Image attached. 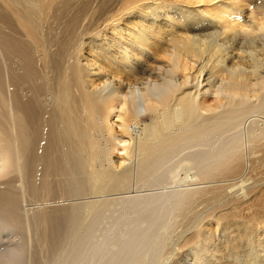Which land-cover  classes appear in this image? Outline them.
Returning <instances> with one entry per match:
<instances>
[{"label":"bare ground","instance_id":"6f19581e","mask_svg":"<svg viewBox=\"0 0 264 264\" xmlns=\"http://www.w3.org/2000/svg\"><path fill=\"white\" fill-rule=\"evenodd\" d=\"M242 1L255 17L244 34L232 33L231 16L174 0H0V222L44 249L92 241L98 220L118 204L139 208V220L151 224L164 202L186 200L114 195L163 186L175 159L212 165L218 135L227 134L228 148L221 146L229 151L242 126L249 139L262 136L264 58L256 44L264 40V0ZM194 148L211 150L213 162ZM119 153L125 160L115 165ZM206 167L189 185L211 182L216 169ZM11 255L9 264L23 263L19 251Z\"/></svg>","mask_w":264,"mask_h":264},{"label":"rangeland","instance_id":"374dc122","mask_svg":"<svg viewBox=\"0 0 264 264\" xmlns=\"http://www.w3.org/2000/svg\"><path fill=\"white\" fill-rule=\"evenodd\" d=\"M174 1H178V3L184 2L183 4L190 8L197 9L198 12L213 10L220 12L222 14L221 16L224 18L231 16L232 19H234V30L232 33H249L250 26L248 27L247 22L251 21L252 18H255H251V16L254 15L251 6H248L242 0ZM238 12H240V15ZM260 17L261 16H258L257 20ZM261 19H259V22ZM259 37L263 38V36ZM260 38H258V40ZM261 40L264 41L263 39H260L259 42L261 43L258 42L256 45L257 50L258 47L259 51L261 49V56L264 58V50L262 54V48L264 49L262 45L264 42ZM251 119L258 120L260 118L254 115ZM245 130L246 125L242 126L239 130L241 132V134H239L240 143L236 150L230 149L231 151H229L228 149H224L227 147V134L218 135L215 138L211 149L213 152L209 149L205 150V148H201L202 151L199 148V150L197 148L192 149L193 152L188 150L191 151V154H196L195 151H197L198 155L201 157L199 158V156H197V158L201 160H209L211 152L213 156L214 154L216 155L217 152L218 154L216 156L223 155L222 159L221 157L216 158V156H214V162L211 159V161L209 160V162H213L212 165L211 163L208 164V166L210 165L209 167L211 170L216 169L215 171H212L213 177H210V179L212 178L211 182H198L195 183V185L193 184L194 186L192 184L189 185V183H191L190 178L195 177L199 173L198 170L201 172L202 169L206 167V161L200 163L201 160H198L199 162L196 160L200 164L192 165L185 160L176 161L175 159L173 165H171L173 168L171 167L169 169L170 171L166 172L165 178L162 176L163 179H165V184L163 186L160 185L156 188L149 187L145 192L131 191V193L114 195V198L126 196V198H128L134 197L137 194H156L152 199L160 198L158 200L162 202L167 198L166 195L176 196L174 194L176 193L180 196L177 195L179 199L183 197V199L186 200L181 199L182 202H185H183V204L180 203L181 205L179 204V206H174L172 204V202L175 204V201L166 202V204L164 202L166 207L163 204V210L161 211L158 220L151 223L153 227L150 226V220H146L147 222L144 218L143 220H139L140 217L138 215L142 216V214L138 212L140 210L139 208L135 207L134 211V209L127 204H125L127 206H118V204L113 206L106 215L104 214L105 216L102 217L103 219L101 218L98 220L95 230L96 234H94L95 240L92 238V241L79 245V247L77 244H74L73 246V243L71 242L59 241L54 242L51 246H48V248L45 247L44 249L40 243L34 239L28 238L29 234L27 235L26 232L23 231L24 233H22L17 229L5 226L0 222V264H9L8 260L13 258L11 254L18 253V251L19 255L22 257L23 263L21 264H45L46 262V264H124V262L125 264H264V147H262L264 146V140H262V138L264 139V134L256 138L257 140H251L247 137ZM218 144L220 146L222 144L224 147L221 146V155H219L220 147ZM225 144L226 146H224ZM215 147H217V151L214 150ZM222 149L224 150L222 151ZM184 155H186V153L183 152L181 157ZM206 155L208 158H206ZM229 156L232 157L228 159ZM211 158L213 157L211 156ZM124 160V156L120 153L119 155L117 154L116 156H113L115 165H119ZM218 162H221V164L223 163V166L219 165ZM216 163L219 165L218 167L215 166ZM174 164H177L178 166L175 167ZM200 165H202V169H199L201 168ZM179 168H182V171L178 170ZM167 174L168 176L171 175V177L169 176V178ZM173 179L174 181H172ZM185 179H188L189 181ZM183 180L187 183L184 184L185 182H183ZM178 181L182 182L176 183ZM187 189H195V191L199 193L202 190L203 191L200 194H195V191H193V194L192 191H189L190 194L192 193L193 195H196L193 197L190 196L191 198H194L190 199L188 197L189 193H185V190ZM213 189H220L221 191L223 190V192L225 190V197H223V200H214V196L219 195L220 190L216 194L212 193V198H209L210 200L208 199L210 195L209 191L211 192L212 190L213 192ZM177 196L176 198L173 197V199L175 198L176 200L178 198ZM189 199L194 201V203H192V201L189 202ZM48 205L50 206L51 204L49 203L47 206ZM162 213L166 215L164 216ZM98 233L99 235H97ZM137 233H139L138 238L133 241V243H130L131 236ZM151 234L153 235V238L148 241L149 239H147V236L149 237ZM204 242H209V247H211L208 248L207 251H205L206 249L201 251L198 258L193 260L192 258H194V254H198L199 252V250L195 248ZM108 244H110V246ZM123 244H125V246H123ZM127 244L129 245L127 246ZM130 245L134 247L131 248ZM52 246H54V248ZM118 247H120V249ZM73 249L74 251H72ZM185 249L193 251V254L188 258L191 260H184L185 257H181L182 251ZM24 251L25 254L23 253ZM122 254L124 255L122 256ZM22 255H24V257ZM71 255L73 258H70Z\"/></svg>","mask_w":264,"mask_h":264}]
</instances>
